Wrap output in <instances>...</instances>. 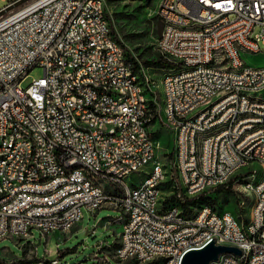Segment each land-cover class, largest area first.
<instances>
[{
    "label": "built area",
    "instance_id": "1",
    "mask_svg": "<svg viewBox=\"0 0 264 264\" xmlns=\"http://www.w3.org/2000/svg\"><path fill=\"white\" fill-rule=\"evenodd\" d=\"M12 4L16 0H5ZM157 12L162 29L156 41L169 66H186L187 75L166 77L158 87L149 67L120 63L118 44L103 38L108 23L104 0H29L0 17V191L13 198L0 202V241L26 238L32 229L41 234L69 232L83 216L106 207L109 195L124 194L117 246L103 243L102 264L111 253L120 263L179 264L192 245L238 249L220 254L210 264H264V180L256 189L254 224L231 221L207 205L190 224H175L184 216L162 213L152 202L159 181L129 185L127 179L145 169L153 156V126L172 136L170 194L193 198L249 174L247 156L264 163V102L246 100V92L264 95V67L248 65L243 49L263 52L264 0H163ZM164 16H180L179 24ZM206 32L186 33L185 24L208 23ZM257 29V30H256ZM219 58L216 69L204 68L206 59ZM232 66L243 75H232ZM34 67L42 74L26 86L22 82ZM141 70L156 108L141 107L133 89V74ZM163 68V67H162ZM160 91H167V110H159ZM122 93L128 104L110 102ZM212 124H228L219 137L205 139ZM199 142L191 143V134ZM198 151V159H191ZM83 170L71 172V165ZM60 207V214H53ZM48 264H59L55 259Z\"/></svg>",
    "mask_w": 264,
    "mask_h": 264
},
{
    "label": "rangeland",
    "instance_id": "2",
    "mask_svg": "<svg viewBox=\"0 0 264 264\" xmlns=\"http://www.w3.org/2000/svg\"><path fill=\"white\" fill-rule=\"evenodd\" d=\"M160 0H104L105 12L108 15V22L119 41L123 55L130 65L126 56L137 58L142 65L149 67L148 72L154 79L156 85L161 87V80L166 72L162 67L146 65L143 61L154 60L159 55L156 47V41L161 33V26L157 14ZM6 4L5 0H0V8ZM16 9V8H15ZM6 15V14H5ZM112 23V25H111ZM257 30V29H256ZM126 48V51L124 47ZM263 52L250 54L243 52L242 59L251 66L264 67V45H261ZM141 81H144V73L136 70ZM42 74L40 67H34L29 76L22 82L26 86L34 77ZM160 92L159 110H161L162 93L160 88H154ZM146 98L151 108H156V101L149 99V89L146 87ZM152 140L154 143V163L160 164L164 172V182L160 187V204L165 201L170 192V162L172 136L169 132L156 122L152 127ZM250 167L257 173V177L262 174V167L259 163H253ZM252 171H250L251 173ZM144 174L136 173L131 175L127 182L132 185L143 178ZM206 196L215 200L212 205L223 213L228 210L233 216L247 224L251 219L254 195L246 191L242 182L232 183L230 190L215 191L211 189L206 192ZM168 205H162L169 208ZM202 207H207L203 205ZM201 208V207H200ZM198 205H193L187 216L191 217L200 209ZM121 215V211L111 207L101 208L94 212L83 209L82 219L69 231L62 233L60 231L41 234L38 230L32 229L30 235L26 238H15L8 236L0 241V264H48L52 260H59V264H102L100 259L104 253L95 254L96 246L103 243L105 246L114 248L117 243L121 224L113 221L114 218ZM110 264H133L120 263L109 253ZM20 261H27L25 263ZM164 264V263H159Z\"/></svg>",
    "mask_w": 264,
    "mask_h": 264
},
{
    "label": "bare ground",
    "instance_id": "3",
    "mask_svg": "<svg viewBox=\"0 0 264 264\" xmlns=\"http://www.w3.org/2000/svg\"><path fill=\"white\" fill-rule=\"evenodd\" d=\"M163 1V0H160ZM157 12H161V3H159ZM109 23V22H108ZM164 23L166 24H179L180 23V16H164ZM210 24H215V17H208V23H188L185 24V31L186 33H194L198 32H206L210 30ZM103 38H111V27L109 24H103ZM243 52L250 53V54H258L260 52H256L254 49H243ZM118 53L120 58V63L124 66H132L127 63L122 48L120 44H118ZM220 66V59L219 58H212L206 59L204 61V68L207 69H216ZM164 73L162 80H161V87H165L166 84V77H173L175 75H187V67L186 66H169ZM137 72L133 70V67H126V74H133V89L139 93V105L141 107H149L151 108L150 104L147 102L146 98V87H149L144 84L139 76L134 73ZM232 75L234 76H241L243 75V68L239 66H232ZM162 93V103H161V110H167L169 105V98L167 97V91H161ZM149 99H150V89H149ZM154 100V99H151ZM246 100H251L254 102H264V95H261L259 91H250L246 92ZM155 101V100H154ZM110 102L118 103V104H128V97L123 96L122 93H112L110 94ZM160 108V107H159ZM228 131V124H212L210 128L205 130V139H213L219 137L221 132ZM199 142V133H192L191 134V143H198ZM150 143H153L152 135L150 136ZM0 145H1V135H0ZM191 159H198V151H191ZM253 163H259L262 167V174L257 177V173L254 170L249 174H245L238 178V182H242V186L246 191H250L254 195V200H256V189L252 186L253 183L257 180H264V163H262V158L258 156H247V164L248 166L252 165ZM158 169V176L159 181H157V188L154 189L152 194V202L154 204H160V187L164 182V172L160 164L154 163V154L153 156H149L145 162V169L140 175L144 174L143 178L139 181V185H147L150 180H152L156 174ZM83 170V163L82 162H75L71 165V172H80ZM171 171V167H170ZM0 173H7V165H0ZM9 198H13V191H0V202H4ZM124 202V194L123 193H115L109 195V201L106 202V207H111L116 210L121 211L122 213V204ZM164 205V204H162ZM161 205V212L162 213H172L175 212V206H171L169 208H164ZM175 205V204H171ZM207 207H201L199 210H205ZM199 210L197 213L191 217L189 216H175V224H190V218H197L199 215ZM255 210H256V201L253 203L251 219L247 224H254L255 221ZM220 212H216V214H224ZM53 214H60V207H53ZM227 216L231 221H238V219L233 216L231 213L227 212ZM204 245H192L193 249H199ZM186 252H183L182 256Z\"/></svg>",
    "mask_w": 264,
    "mask_h": 264
},
{
    "label": "trees",
    "instance_id": "4",
    "mask_svg": "<svg viewBox=\"0 0 264 264\" xmlns=\"http://www.w3.org/2000/svg\"><path fill=\"white\" fill-rule=\"evenodd\" d=\"M159 23H160V26H161V29H162V22H161L160 19H159ZM111 25H112V23H111ZM112 32H113L114 35H116L113 25H112ZM124 49L126 51L125 47H124ZM126 57H127L129 62L134 63L135 66H137V63H136L135 59L132 56H126ZM143 62L146 65L167 68V64H166L165 60L161 57V55H158L157 58H155L154 60H145ZM231 185H232V180L229 181L226 185L214 188V190L215 191H221V190L228 191V190H230V186ZM170 200L172 202L169 203V204L179 205V207L182 208V211H183L184 215L188 214V212L190 210V207L193 206V205H196V204L198 205V208L202 207L203 205H206V206L208 205V206H211L212 208H214L215 210H218V209H216L215 207L212 206L214 204L215 200L213 198H211V197L206 196V193H202V194L198 195L197 197L183 198V199L176 198V196L174 194H170L168 196V198L165 201H163V204L168 205V201H170ZM218 211H223V210H218ZM116 246H117V243L114 245V247H116ZM97 259H100V257H97ZM20 262L25 263L27 261H20ZM163 262H164L163 260H159V261H154V262H152L150 264H159V263H163Z\"/></svg>",
    "mask_w": 264,
    "mask_h": 264
},
{
    "label": "water",
    "instance_id": "5",
    "mask_svg": "<svg viewBox=\"0 0 264 264\" xmlns=\"http://www.w3.org/2000/svg\"><path fill=\"white\" fill-rule=\"evenodd\" d=\"M28 1L29 0H16L12 4L5 6L0 10V17ZM223 253H233L237 256L241 254L236 248L216 246L213 242H210L199 249L187 251L182 256L179 264H210L212 261L217 260L218 256Z\"/></svg>",
    "mask_w": 264,
    "mask_h": 264
}]
</instances>
